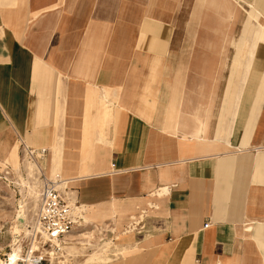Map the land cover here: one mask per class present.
<instances>
[{
    "label": "crops",
    "instance_id": "0c3cea01",
    "mask_svg": "<svg viewBox=\"0 0 264 264\" xmlns=\"http://www.w3.org/2000/svg\"><path fill=\"white\" fill-rule=\"evenodd\" d=\"M187 1L0 0V160L34 153L81 214L139 208L109 264H264V0H202L246 5L241 37L180 64Z\"/></svg>",
    "mask_w": 264,
    "mask_h": 264
},
{
    "label": "rangeland",
    "instance_id": "374dc122",
    "mask_svg": "<svg viewBox=\"0 0 264 264\" xmlns=\"http://www.w3.org/2000/svg\"><path fill=\"white\" fill-rule=\"evenodd\" d=\"M242 5L240 1H237L235 13H238L232 15L221 11L209 1L188 0L184 9L185 16L180 18L183 23L178 26V35L182 38L178 41L177 62L180 64L193 61L196 63L219 62L222 58L219 53L226 48L227 63H231L235 53L232 43L241 37L243 22L247 17L241 10ZM189 15L191 17L187 23ZM263 22L253 24V30L264 32ZM197 54L199 55L197 56ZM166 62L169 63L170 60L161 61V63ZM194 74L197 76L202 72ZM199 79L201 78L196 77V82ZM228 79L232 80L233 77ZM233 90L234 88L231 92L232 96ZM210 91L211 106L213 107L216 89L211 87ZM233 106L231 98L228 108H233L234 111ZM23 160L25 158L21 157L20 165H15L10 160H0V262L8 259L7 254L12 251V246L15 244L21 245L23 248L24 259L27 260V255L32 250L31 258L37 255L44 257L43 264H109L120 255L129 254L122 250V247L127 244L126 241L130 235L135 237L138 233L139 225L137 223L132 226L134 227L132 230H129L128 225L134 224L133 217L141 216L139 208L130 205L131 209H129L124 202H116L114 203L117 210L115 214L94 215L95 211H87L86 208H83L85 212L81 214L80 209H77L79 206L68 201L73 212L77 215L78 222L69 236L60 242L59 253L51 258L44 251L51 249L49 245L44 244L46 240L39 238V241L35 242L32 232L27 231H33V226L29 227L27 221L30 225L35 223L40 206V199L34 197L35 193L31 190V186L35 187V191L41 195L43 182L40 174L34 181L28 179ZM35 160L42 167V164L37 159ZM52 177H47V179L56 181L54 175ZM19 264H26V262L20 261Z\"/></svg>",
    "mask_w": 264,
    "mask_h": 264
},
{
    "label": "built area",
    "instance_id": "2783aa9c",
    "mask_svg": "<svg viewBox=\"0 0 264 264\" xmlns=\"http://www.w3.org/2000/svg\"><path fill=\"white\" fill-rule=\"evenodd\" d=\"M31 153L30 156H33ZM42 178V189L40 195L39 215H37L36 232L39 238H43L49 243L53 240L64 241L66 236L73 231L77 224V215L72 210V206L61 195V182L52 181L44 176ZM33 244V243H32ZM44 257L36 256L31 258L32 264H43Z\"/></svg>",
    "mask_w": 264,
    "mask_h": 264
},
{
    "label": "bare ground",
    "instance_id": "6f19581e",
    "mask_svg": "<svg viewBox=\"0 0 264 264\" xmlns=\"http://www.w3.org/2000/svg\"><path fill=\"white\" fill-rule=\"evenodd\" d=\"M25 147V146H24ZM22 151V150H21ZM25 160L24 161V165H25V168H26V171H27V176H28V179H33L36 180L37 176L40 174V176L44 175L43 174V169L42 167L39 165V163L34 159V157L30 156L31 153L28 152V150L25 152ZM19 152L17 151V146L15 147L13 153L10 155L9 157V160L13 163V164H18L20 165V156H19ZM22 161V162H23ZM5 163V162H4ZM3 166V165H2ZM19 167V166H18ZM22 170V169H21ZM18 171V170H17ZM25 172V171H24ZM26 176V175H25ZM53 174H50L49 172V178H53L52 177ZM27 180V179H26ZM29 181V180H28ZM58 180H56L57 182ZM30 184V183H29ZM39 186V185H38ZM62 187L64 186V183L61 185ZM29 187V186H27ZM28 189V188H27ZM30 189V188H29ZM31 190L35 193L34 197L36 199H40V195L39 193H37L35 191V187H32L31 186ZM39 192V191H38ZM36 206V205H35ZM36 208V207H35ZM39 215V214H38ZM23 216H25V214H23ZM28 223V224H27ZM27 225L30 227V226H33V231L31 230H27L28 232H32V237H33V241H39V235L37 234L36 232V227H37V220L35 221V223H33L32 225L29 224V221H27ZM43 239V238H41ZM44 242V241H43ZM42 243V242H41ZM49 243L48 241L47 242H44V244H47ZM43 244V245H44ZM50 250H44L48 255H50L51 258H54V256H56L55 254L56 253H59V251L61 250L60 248V241H56V240H53L51 243H50ZM23 248L21 247V245H18V244H15L12 246V251L10 253L7 254L8 256V259L6 261H2L0 262V264H19L20 261H24L26 262V264H32L31 263V257L33 255V251L31 250L29 252V255H27V260L23 258ZM43 252V251H42Z\"/></svg>",
    "mask_w": 264,
    "mask_h": 264
}]
</instances>
